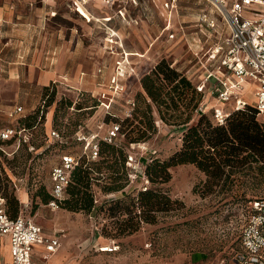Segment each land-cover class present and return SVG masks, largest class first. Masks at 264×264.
<instances>
[{
    "label": "rangeland",
    "instance_id": "rangeland-1",
    "mask_svg": "<svg viewBox=\"0 0 264 264\" xmlns=\"http://www.w3.org/2000/svg\"><path fill=\"white\" fill-rule=\"evenodd\" d=\"M90 5L94 8L97 3L91 2L87 7ZM108 5L97 18L87 8L76 11L72 0L47 4L37 0L33 7L20 10L36 24H12L0 28V35L6 38H28L34 44L42 41L45 46L55 45L65 55L78 50L83 57L92 51L97 60H92L89 74L94 75L95 69L107 62L104 78L109 76L112 65L105 44L107 33L119 31L117 36L124 50L139 53L132 54L134 56L129 59L123 100L109 112L94 108L98 102L95 86L84 89L78 86L81 90L56 89L54 100L45 111L48 126L35 131L29 146L20 149L7 146L8 155L0 154V197L5 199L8 209L5 195L15 197L20 212L23 210L27 218L43 227L48 235L63 236L59 251L47 260L43 256L39 264H233V258L241 250L246 206L252 200L264 198V176L252 173L231 178L242 191H247L244 199L203 197L199 191L195 193V189L206 182V174L194 165H181L170 170L172 179L163 186L174 202L172 211L160 213L155 224H143L138 232L119 236V219L104 215L105 204L109 201L136 198L144 189L153 188L145 176L146 166L154 160L168 161L182 146L184 128L163 122L155 106L152 110L156 132L148 133L151 136L148 140L132 144L130 139L122 138L118 142L132 164L128 167L130 182L126 188L108 194L103 192L101 182L93 183L95 204L97 207L105 205L103 213L71 212L60 204L50 207V202H45L51 188L50 173L60 156L83 153L84 142L78 141V134L86 137L99 134L101 137L110 125L127 118L122 112L124 101L133 99L140 103V96L145 94L142 79L160 62L166 60L172 64L195 86L205 78L202 63L206 64L216 36L201 22L203 14L217 19L219 28L227 31L219 16L208 14L211 6L199 4L198 0H180L172 15L165 8V0H119L113 8L124 11L118 12L123 18L118 25L114 23L117 15L112 4ZM80 16L91 24H85ZM107 16L113 21L104 18ZM254 91L253 87H246L245 98L250 103L254 102ZM8 92L12 99L14 90ZM68 102L72 103L71 107ZM39 107L40 103L35 113ZM197 120L195 116L190 125L196 124ZM260 121L264 123V118ZM140 122L141 113L137 114L134 126L142 128ZM6 125L5 116H0V130ZM51 127L59 131V140L48 139L46 132ZM127 127H122L126 134ZM22 192L27 195L26 205L21 201ZM6 252L1 244L0 259L6 258ZM197 257L200 261L193 262Z\"/></svg>",
    "mask_w": 264,
    "mask_h": 264
},
{
    "label": "trees",
    "instance_id": "trees-1",
    "mask_svg": "<svg viewBox=\"0 0 264 264\" xmlns=\"http://www.w3.org/2000/svg\"><path fill=\"white\" fill-rule=\"evenodd\" d=\"M142 88L145 94L140 96V103L134 100L135 107L131 116L116 122L120 125L123 138L130 139V143L134 144L148 140L151 137L148 133L156 132L153 106L157 108L163 122L184 128V135L180 150L168 161L154 160L146 166L145 176L153 188L144 189L136 198L117 199L105 204L107 209L104 215L110 219L118 218L121 223L118 235H132L143 224H155L160 213L172 211L174 202L163 186L171 181L170 170L177 166L194 165L206 174V182L195 189V193L199 191L203 197L216 195L244 199L247 191H242L231 178L237 174L247 176L252 173L264 176V123L260 121L257 109L248 106L233 113L224 126L217 125L210 114H198L204 100L203 94L186 75L166 60L142 79ZM55 95V85L46 87L42 96L44 110L39 107L35 114L22 120L21 124L29 129L37 127L33 131L35 134L44 124L45 111ZM67 104L68 107L72 105L71 102ZM96 107H99V102L94 108ZM139 113L140 124L144 128L134 126ZM195 116L198 117L197 123L190 125ZM125 125H128L127 134L122 130ZM10 145V142L0 141V148ZM99 147L100 157L97 161H88L83 157L80 165L73 171L67 199L60 203L64 209L86 214L103 213L105 205L97 207L95 204L93 183L101 182L103 192L108 194L123 191L129 184L125 149L119 148V144H107L103 141H100ZM2 153L0 150V154ZM5 198L10 207H7L8 215L16 219L20 215L18 200L8 195ZM51 201L50 194L46 195L45 202ZM199 261V257L193 259V262Z\"/></svg>",
    "mask_w": 264,
    "mask_h": 264
},
{
    "label": "built area",
    "instance_id": "built-area-1",
    "mask_svg": "<svg viewBox=\"0 0 264 264\" xmlns=\"http://www.w3.org/2000/svg\"><path fill=\"white\" fill-rule=\"evenodd\" d=\"M103 1L106 4H113L119 0ZM201 1L211 6L208 14L219 16L227 27V31L224 32L219 28L217 19L206 13L201 17V22L207 24L216 36V42L211 48L206 64L202 63L209 78L216 80V104L210 114L212 119L217 125L224 126L233 113L248 106L256 108L259 117L264 118V0ZM177 4L178 0H169L165 8L174 10ZM106 39L109 55L116 57L117 60L108 93L104 95L103 101L98 102L99 107L109 112L124 91L130 64L119 36H114L111 32L107 34ZM248 85H254L256 88L253 103L245 98ZM196 87L204 96L198 114H209L204 106L206 92L202 86ZM127 105L125 116L130 117L135 107L134 100L129 101ZM40 107L42 110L45 108L42 100ZM22 114L21 108L14 112V115ZM26 118L21 116L13 127L2 130L0 141L10 142V146L17 149L29 146L34 136L33 131L37 127L29 129L22 125L21 121ZM42 127H45V122ZM47 137L49 140H59L60 133L52 129ZM122 138L120 125L117 123L112 124L101 137L99 134L88 137L78 134V141L84 142L83 153L82 155L65 153L52 168L49 190L52 201L49 206H58L67 199L71 175L83 157L92 162L99 159L100 141L118 144ZM6 147L2 146L0 150L8 155ZM127 165L132 167L131 162ZM0 238H8L13 264H39L36 251L41 249L44 252V259L47 260L59 251L63 236L57 233L53 236L45 235L42 227L22 213L16 219L10 218L6 201L0 197ZM240 241L241 250L233 258V264H264V198L252 200L246 206V222L242 228Z\"/></svg>",
    "mask_w": 264,
    "mask_h": 264
},
{
    "label": "crops",
    "instance_id": "crops-1",
    "mask_svg": "<svg viewBox=\"0 0 264 264\" xmlns=\"http://www.w3.org/2000/svg\"><path fill=\"white\" fill-rule=\"evenodd\" d=\"M36 1L37 0H0V28L12 24L15 25L36 24L37 22H35V20H33L32 17H26L20 11L33 7ZM44 1H46L47 4L50 2L56 3L59 2L60 0H42V2ZM72 1L74 3L76 11L78 9H83L85 11L86 10L85 8H87V10L93 16L96 17L98 13L100 14L101 12L103 13L105 8L109 7V5L104 3L103 0H85L84 2L80 0H72ZM94 1L97 3V5L94 8L91 5L87 7L89 3ZM179 1L180 0H178V4ZM117 2L112 4V9L116 6ZM168 2L169 0H165V4ZM198 2L199 4H206L201 0H198ZM178 4H177V8H178ZM113 10L114 13L117 15V18H115V22H114L115 25L121 24L122 23L121 20L123 18L120 17L118 12H124V11L122 9L117 10V8ZM173 11L174 10H170L171 15L173 14ZM108 16L104 18H111L109 21L112 22L113 18ZM80 17L85 24H91L88 23L85 19H83L82 16ZM169 18H170V23H169L170 25L168 28H170L171 26L172 16ZM114 33H116V35L117 34L119 35V31H115ZM106 40L107 39L105 37V44L107 47L108 45ZM126 52L130 60L131 57L134 56L132 54H139L129 51ZM92 53H93L92 51L87 52L82 57L81 54L78 52V50H75L73 51V54L65 55L64 53L59 51V48L56 47L55 45L45 46V44L42 41H38L36 44H34L33 42H30L28 38L16 40V39L6 38L5 36L0 35V116H5L7 122V125L3 127L0 130V132L4 129L13 127L16 124V122L21 118V116L28 117L33 113H35L37 106L42 100L44 89L46 87H51V85H55L57 90L63 88L81 90L84 89V87L95 86L94 88L97 93L96 95L98 97V100L103 101L104 95L108 93L110 80L114 75L117 58L108 55V58H110L112 62L111 71L109 76L107 78H104L103 74L105 73V70L108 67L107 62L99 65L95 69L93 73L94 75L89 74V72L91 71L90 66L92 65V60L94 59L97 60L96 57L92 56ZM81 63H84V65H78V66L76 65ZM70 66L73 67L70 68ZM126 82L124 85L125 86L124 92L115 101L112 108H114L117 105L119 100H123V97L125 96L124 94L125 89L127 86ZM78 86L81 87V89L78 88ZM197 86H202V88L205 90L206 100L204 102V106L207 109V112L211 114L212 108L216 104V95H215L216 80L214 78H209L208 72H205V78H201ZM248 86L256 89L254 85H248ZM13 90H14L13 98L10 99L8 91H13ZM131 100L133 99L124 101L125 105H123V110H122V112L124 111L123 116L125 115V111L128 108L127 104ZM18 108H21L23 111V114L21 116L14 115V112ZM100 109L106 112L103 107H100ZM48 123L49 121L47 122L46 120L45 127L48 126ZM107 130L105 131V133L107 132ZM51 131H52V127L50 128L49 131H47V134H49ZM9 147L15 148L14 146H9ZM26 197L27 195L22 192L21 201L23 205H26L25 203L27 201ZM20 213L24 215L23 210H21ZM44 233L47 236H53L54 234H56L54 233L53 235H48L45 232V230ZM1 244H4V247L6 248L7 252H6V258L0 259V264H13L12 253L8 238H0V246ZM61 245H62V240H61ZM43 255L44 252L41 249H38L36 251V257L38 260H41V258H43Z\"/></svg>",
    "mask_w": 264,
    "mask_h": 264
},
{
    "label": "bare ground",
    "instance_id": "bare-ground-1",
    "mask_svg": "<svg viewBox=\"0 0 264 264\" xmlns=\"http://www.w3.org/2000/svg\"><path fill=\"white\" fill-rule=\"evenodd\" d=\"M103 2H104V1H103ZM104 3H106V2H104ZM112 33H113L114 36H117L116 33H114V32H112Z\"/></svg>",
    "mask_w": 264,
    "mask_h": 264
}]
</instances>
